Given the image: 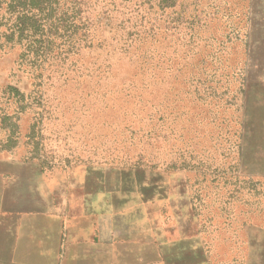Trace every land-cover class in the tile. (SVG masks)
Returning a JSON list of instances; mask_svg holds the SVG:
<instances>
[{
    "label": "rangeland",
    "instance_id": "374dc122",
    "mask_svg": "<svg viewBox=\"0 0 264 264\" xmlns=\"http://www.w3.org/2000/svg\"><path fill=\"white\" fill-rule=\"evenodd\" d=\"M0 201L113 264H264V0H0Z\"/></svg>",
    "mask_w": 264,
    "mask_h": 264
},
{
    "label": "crops",
    "instance_id": "0c3cea01",
    "mask_svg": "<svg viewBox=\"0 0 264 264\" xmlns=\"http://www.w3.org/2000/svg\"><path fill=\"white\" fill-rule=\"evenodd\" d=\"M20 211L3 209L0 201V264H113L90 252L98 249L87 242L91 232L67 226L62 215Z\"/></svg>",
    "mask_w": 264,
    "mask_h": 264
},
{
    "label": "trees",
    "instance_id": "16d2710c",
    "mask_svg": "<svg viewBox=\"0 0 264 264\" xmlns=\"http://www.w3.org/2000/svg\"><path fill=\"white\" fill-rule=\"evenodd\" d=\"M52 0H29V7L31 10H37L38 12L40 11V9L42 8V5H48L51 6ZM37 20H33L32 24H29V30H37ZM128 28V27H127ZM135 26H130V29H127L128 35H129V39H132L133 35H137V37H140L141 35H150L152 34L151 32L144 30V29H135Z\"/></svg>",
    "mask_w": 264,
    "mask_h": 264
}]
</instances>
